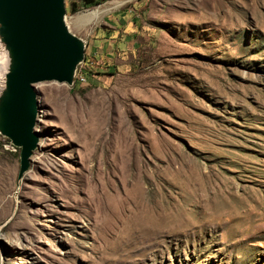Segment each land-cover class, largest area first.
<instances>
[{"label":"rangeland","instance_id":"374dc122","mask_svg":"<svg viewBox=\"0 0 264 264\" xmlns=\"http://www.w3.org/2000/svg\"><path fill=\"white\" fill-rule=\"evenodd\" d=\"M64 6L84 60L21 176L0 133V264H264V0Z\"/></svg>","mask_w":264,"mask_h":264},{"label":"water","instance_id":"95a60500","mask_svg":"<svg viewBox=\"0 0 264 264\" xmlns=\"http://www.w3.org/2000/svg\"><path fill=\"white\" fill-rule=\"evenodd\" d=\"M0 33L10 51L6 95L0 98L5 132L20 148L21 176L38 146V101L35 85L43 82L72 84L84 60V46L65 24L64 0H0ZM74 72V73H73Z\"/></svg>","mask_w":264,"mask_h":264},{"label":"bare ground","instance_id":"6f19581e","mask_svg":"<svg viewBox=\"0 0 264 264\" xmlns=\"http://www.w3.org/2000/svg\"><path fill=\"white\" fill-rule=\"evenodd\" d=\"M107 4V3H106ZM121 2H115L113 7H107V6H98L92 10H89L86 12L85 15L89 16V17H94V18H98L103 14H106L107 12H109L111 9L118 7L119 5H121ZM96 21V20H95ZM0 39L2 44H4L5 50H6V65H7V59H8V69L6 71V69L4 70L3 74L0 77V98H5L6 95V80H5V74L8 73L10 71V65L12 63L11 61V57H10V51L8 49V47H6V38L5 36H3V34L0 33ZM80 42V46H83L82 42ZM74 73V72H73ZM65 84H70V83H65ZM0 131L1 132H5V128H4V112L1 109L0 106Z\"/></svg>","mask_w":264,"mask_h":264},{"label":"crops","instance_id":"0c3cea01","mask_svg":"<svg viewBox=\"0 0 264 264\" xmlns=\"http://www.w3.org/2000/svg\"><path fill=\"white\" fill-rule=\"evenodd\" d=\"M137 17V16H136ZM116 20H117V22H121V21H123L121 18H118V17H116ZM124 23H126L127 25L129 24V31L127 32V31H125V32H123V34H122V36H124V38H127L128 37V35L129 34H132V33H135V29H137V25H138V19L137 18H127V19H125L124 20ZM115 30H118V29H116V28H114ZM114 33H115V31H114ZM121 40H119V42H120ZM118 42V43H119Z\"/></svg>","mask_w":264,"mask_h":264},{"label":"trees","instance_id":"16d2710c","mask_svg":"<svg viewBox=\"0 0 264 264\" xmlns=\"http://www.w3.org/2000/svg\"><path fill=\"white\" fill-rule=\"evenodd\" d=\"M102 1L104 0H81V4L84 7H91V6L101 3ZM72 8L74 9V6H72Z\"/></svg>","mask_w":264,"mask_h":264}]
</instances>
